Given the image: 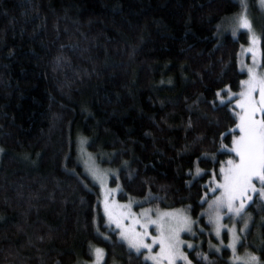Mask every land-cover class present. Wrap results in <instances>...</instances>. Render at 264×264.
Instances as JSON below:
<instances>
[{
    "label": "trees",
    "instance_id": "obj_1",
    "mask_svg": "<svg viewBox=\"0 0 264 264\" xmlns=\"http://www.w3.org/2000/svg\"><path fill=\"white\" fill-rule=\"evenodd\" d=\"M247 1L251 30L244 0H0V264H86L95 249L152 264L107 223L82 149L120 200L188 209L192 264H242L205 210L234 156L253 30L264 56V6ZM245 218L239 250L264 264V197Z\"/></svg>",
    "mask_w": 264,
    "mask_h": 264
},
{
    "label": "rangeland",
    "instance_id": "obj_2",
    "mask_svg": "<svg viewBox=\"0 0 264 264\" xmlns=\"http://www.w3.org/2000/svg\"><path fill=\"white\" fill-rule=\"evenodd\" d=\"M245 2V13H247V10H252L250 8V5L248 6V1L244 0ZM259 5L261 6L260 0L258 1ZM258 3H255V7L260 11V6ZM247 17L249 18L251 25L254 27L255 21L252 16H249L247 13ZM254 23V24H253ZM252 33V34H251ZM250 33V37L252 36H258L257 31L253 30ZM259 37V36H258ZM261 37V36H260ZM245 52L249 53L251 56H249V60L247 61L245 65V70L248 73L247 78L245 81H248L252 74L256 75L257 79H264V56L262 49H260V52L258 53V47L255 44L247 43L246 46H244ZM251 49V51H249ZM247 60V57H246ZM248 69H252L253 73H249ZM244 81V82H245ZM242 92H247V87L243 83V87L241 89ZM253 96L256 100H259V90H257L255 93H253ZM242 97L240 96L237 102L241 101ZM239 108V107H238ZM240 109V115H243V110ZM262 117V114H257V119H260ZM240 123V119H239ZM241 133H239L234 140H236ZM234 147V144H233ZM81 157L83 158L86 171L89 173V175L99 184L100 186V201L104 210V213L106 215L107 223L109 225L114 226L116 229L119 230V235L121 237V232L125 231L129 235V237H133L137 240H139L141 237L136 236V233L143 234L145 231H147V236H142L143 242L146 244H152L153 238L159 236V231L156 226L148 223V219L156 220L158 219L159 213H174L179 214L183 217H187L189 223L186 225L184 230H181L179 232L178 239L181 242L178 245V252H177V258L174 261V264H192L191 260L188 256L189 249L193 248L195 245H198V242L194 239V234L196 232V221L188 211V209L184 207H173V208H155V207H140L136 208L134 206V203L131 200L122 201L118 198L117 192L119 190L118 186L112 185L110 182V177L113 174V170L105 167V165L98 162L97 158L91 159L89 155H87L84 152V149L81 151ZM229 160L233 161L234 163H239V157L234 152V156L230 158ZM228 160V161H229ZM227 161V162H228ZM225 163L221 168H228V163ZM220 180L218 181V184H222L224 182L223 180V174L220 173ZM253 184L256 186L257 189L264 188V184H261L258 180L254 179ZM224 194V189L219 188V191L208 201L205 213L208 215V218L210 219V222L213 226V231L215 236L218 239V246L215 247L220 250L222 247H228L231 250L232 259L236 263H242V264H248V260L250 256H255L252 252L245 250L240 251L239 246L241 241L243 240V235L247 231V220L242 219V214L245 211V208L249 204L250 201L245 202V207L243 211L237 215L235 212H229L226 205H218L217 198L222 197ZM256 193L249 192V195H252L254 197ZM240 200H237L233 203V207H239ZM106 205H107V211H106ZM148 212V216H144L145 212ZM112 214L113 220H119L122 223L121 228H117L116 224L113 222H110L108 213ZM169 222L175 226L173 221H170V218H165ZM139 220L140 223H136V221ZM141 225H147L146 228L141 227ZM167 226V225H166ZM199 229H204L203 225H198ZM219 228V235H217V229ZM234 230V231H233ZM225 235L227 236V239H225ZM234 237L236 239V246L235 248L231 247V245L234 242ZM122 239V238H121ZM220 239V240H219ZM125 241L128 245L129 242L127 239H122ZM228 240V241H227ZM191 245V247H189ZM132 248V247H131ZM135 251H137L135 248H132ZM143 254V257L146 261L152 263V264H158L157 260L148 259V257L157 256L160 253V246L159 244H153L151 250L146 248H141L139 251ZM183 257V258H181ZM239 257V259H238ZM105 259V252L103 251V258L101 261H97V257H95L90 263L86 264H102ZM117 264V263H114ZM160 264H168V260L160 261Z\"/></svg>",
    "mask_w": 264,
    "mask_h": 264
},
{
    "label": "snow or ice",
    "instance_id": "obj_3",
    "mask_svg": "<svg viewBox=\"0 0 264 264\" xmlns=\"http://www.w3.org/2000/svg\"><path fill=\"white\" fill-rule=\"evenodd\" d=\"M260 3L264 6V0H260ZM239 27L251 30V22L247 18L246 13H242L239 16ZM256 39L253 36V44L256 43ZM248 71L250 74L253 73L252 69H248ZM244 84L247 87V92L239 94L242 99L238 102V107L244 113L240 115V123L237 125L241 135L233 141L234 147L232 148V151L239 157V163L229 160L227 162L229 167L220 169L224 182L218 184L217 187L224 189V194L222 197H218L216 202L218 205H226L229 212H235L237 215L243 211L245 202L252 201L253 197L249 195L250 191L264 197V188L257 189L253 184L254 179L264 184V79H257L256 75L252 74L250 79L245 81ZM257 90H259V100H256L253 96V93ZM257 114H262V117L257 119ZM199 174L200 171L197 169V175ZM237 200H240L239 207L234 208L233 203ZM108 215L110 222L115 223L117 228L122 227V223L119 220H113L110 212ZM144 216H148L147 211L144 213ZM166 217L170 218V221H173L175 226L166 220ZM136 223H140V221L137 220ZM148 223L156 226L160 233L158 237L153 238L152 244L143 242L142 236H147V231L143 234H135L141 237L139 240L129 237L125 231L121 232V238L127 239L129 246L135 248L137 251L141 248L151 250L153 244H159L160 253L157 256L148 257V259L157 260L158 264H160V261L166 259L168 260V264H174L177 258L178 245L181 243L178 239L179 232L184 230L189 223L187 217L174 213H159L158 219L152 220L149 218ZM141 227L146 228L147 225H141ZM219 231L218 228L217 235H219ZM236 239L234 237V242L231 245L233 248L236 246ZM95 255L97 261H101L103 250L95 249ZM248 264H259V258L250 256Z\"/></svg>",
    "mask_w": 264,
    "mask_h": 264
}]
</instances>
